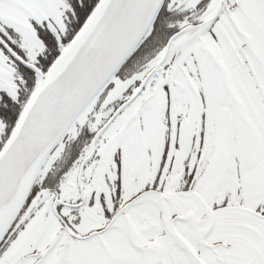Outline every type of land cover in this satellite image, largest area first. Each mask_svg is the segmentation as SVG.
I'll use <instances>...</instances> for the list:
<instances>
[{
	"label": "snow or ice",
	"instance_id": "6c2138e0",
	"mask_svg": "<svg viewBox=\"0 0 264 264\" xmlns=\"http://www.w3.org/2000/svg\"><path fill=\"white\" fill-rule=\"evenodd\" d=\"M0 264H264V0H0Z\"/></svg>",
	"mask_w": 264,
	"mask_h": 264
}]
</instances>
